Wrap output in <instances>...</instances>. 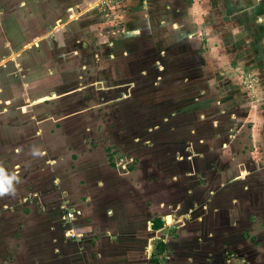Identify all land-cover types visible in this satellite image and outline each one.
Listing matches in <instances>:
<instances>
[{"label":"rangeland","instance_id":"rangeland-1","mask_svg":"<svg viewBox=\"0 0 264 264\" xmlns=\"http://www.w3.org/2000/svg\"><path fill=\"white\" fill-rule=\"evenodd\" d=\"M0 169V264H264V0H0Z\"/></svg>","mask_w":264,"mask_h":264},{"label":"crops","instance_id":"crops-1","mask_svg":"<svg viewBox=\"0 0 264 264\" xmlns=\"http://www.w3.org/2000/svg\"><path fill=\"white\" fill-rule=\"evenodd\" d=\"M157 3V2H156ZM156 3H154V4H156ZM192 5V4H191ZM193 7V6H192ZM158 8H160V9H162V10H164L165 9V6H164V4L161 6V7H159L158 6ZM168 9H170V8H168ZM179 10H181V9H179ZM180 14V13H179ZM129 37H131L130 35H129ZM128 41H130V40H128ZM125 42H127L126 40H125ZM131 46V43H126V45H124V49H126L127 47H130ZM100 201H103L102 200V197L100 198ZM142 202H144V201H142ZM154 204V203H153ZM81 207V206H80ZM85 209V205L83 206V210ZM133 211V210H132ZM162 213V212H161ZM98 215H96L95 217H97ZM122 216V215H121ZM155 216H157V215H153V218H152V220H151V223H150V229L151 230H153L152 228H151V226H152V221L154 220V218H155ZM124 217H128V216H124ZM128 218H130V217H128ZM160 218V217H159ZM155 219H158V218H155ZM95 220H97V219H95ZM131 220H134V219H131ZM161 221L163 220L162 219V217H161V219H160ZM132 223L133 224H135L136 226H137V228L136 227H134L133 225V230H136V232L134 231V233H135V236H134V238H136V240H138L139 238H140V233H142V231H143V225L145 226V220L144 221H141V223H134V221H132ZM131 223V224H132ZM140 224H141V230H137L138 229V227H140ZM183 229V228H182ZM180 230V229H179ZM128 231H129V229H128ZM147 231H149V227L147 228ZM153 231H157V230H153ZM181 231V230H180ZM180 231H179V234H180ZM184 231H185V235L184 236H182V235H180V237L182 238V239H184L186 242H189L190 244L189 245H195V246H197V240H196V236H197V233H198V231H201V230H191V229H189V230H187V229H184ZM194 232H196L195 234H194ZM202 232V231H201ZM142 237H144V236H142ZM140 240H142V238L140 239ZM144 240V239H143ZM177 240V239H176ZM179 241H180V239H179ZM90 242H91V244H88L87 246H86V244H84L83 246H81V248H79L80 249V251H83L84 249H85V251L83 252V253H81V254H76V256H74L73 255V253H72V256H71V252H69V257H68V260L70 261V264H96V262H98V264H109L106 260H102L100 257L102 256L101 255V253L99 252V251H94V253H95V255L93 256V257H91V258H86V257H84V253L86 252V250H87V247L88 248H90V249H93L96 245H94L93 243L95 242V241H93V240H90ZM183 245H185V244H183ZM168 246V245H167ZM70 247V246H69ZM150 247V246H149ZM191 248V247H190ZM168 250H170L169 248H168ZM190 250V249H189ZM70 251V250H69ZM78 252H79V250H78ZM145 252V251H144ZM146 253V252H145ZM140 254H141V252L140 253H138V257L140 256ZM86 255V254H85ZM150 255V254H149ZM78 257V258H77ZM149 257H151V256H149ZM161 257H164L165 258V256H164V254H163V256H161ZM70 258H76L75 260H73V261H71L70 260ZM169 258V257H168ZM181 258V257H180ZM190 259V258H189ZM180 260V259H179ZM185 260V261H184ZM184 263H186L187 264V261H189V260H187V258H184ZM123 261V260H122ZM116 263V262H115ZM183 263V264H184ZM117 264H124V263H117ZM144 264H149V261L147 260V263L145 262Z\"/></svg>","mask_w":264,"mask_h":264},{"label":"trees","instance_id":"trees-1","mask_svg":"<svg viewBox=\"0 0 264 264\" xmlns=\"http://www.w3.org/2000/svg\"><path fill=\"white\" fill-rule=\"evenodd\" d=\"M152 226L151 228L153 230H158L159 228H161L162 225V221L160 219H154L152 221ZM165 244H163L161 241H159L157 243V245L155 246V251L153 253V255H151V259L152 262L155 264H159L160 263V259H161V255L164 254V250H165Z\"/></svg>","mask_w":264,"mask_h":264},{"label":"clouds","instance_id":"clouds-1","mask_svg":"<svg viewBox=\"0 0 264 264\" xmlns=\"http://www.w3.org/2000/svg\"><path fill=\"white\" fill-rule=\"evenodd\" d=\"M3 170L0 169V173H2ZM10 179L7 177H4L3 179H0V195H4L9 192V188L6 187L7 184H10Z\"/></svg>","mask_w":264,"mask_h":264},{"label":"flooded vegetation","instance_id":"flooded-vegetation-1","mask_svg":"<svg viewBox=\"0 0 264 264\" xmlns=\"http://www.w3.org/2000/svg\"><path fill=\"white\" fill-rule=\"evenodd\" d=\"M71 206V205H70ZM71 208V210H75V211H77V213H78V209L76 208V207H74V206H71L70 207ZM87 207H85V209H86ZM78 258V257H77ZM72 258H70V260H71ZM74 259H76V258H74ZM66 261H67V263H66ZM63 264H70V261L69 260H66ZM53 264V263H52ZM60 264V263H59Z\"/></svg>","mask_w":264,"mask_h":264},{"label":"built area","instance_id":"built-area-1","mask_svg":"<svg viewBox=\"0 0 264 264\" xmlns=\"http://www.w3.org/2000/svg\"><path fill=\"white\" fill-rule=\"evenodd\" d=\"M62 208V207H61ZM67 217H69L70 219H72V215L71 214H67ZM68 219V218H67ZM73 235V234H72ZM72 235H70L72 237Z\"/></svg>","mask_w":264,"mask_h":264}]
</instances>
